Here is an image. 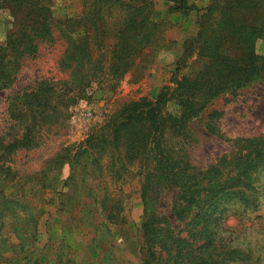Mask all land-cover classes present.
<instances>
[{
  "label": "trees",
  "instance_id": "obj_1",
  "mask_svg": "<svg viewBox=\"0 0 264 264\" xmlns=\"http://www.w3.org/2000/svg\"><path fill=\"white\" fill-rule=\"evenodd\" d=\"M50 1L34 2L38 11L47 14L40 26L22 30V33L26 30L27 43L18 44L0 56V90L12 85L23 60L37 51L34 38L51 39ZM151 1L82 0L80 14L63 22L54 21L67 43L60 66L72 69L65 79L40 80L32 90L14 98L20 114L30 123L24 144L33 142L36 128L65 121L69 106L92 85L113 88L124 74L105 72L116 73L114 65L129 57L128 53L138 57L146 51L155 53L166 45L164 32L170 24L152 18ZM164 2L167 15H193L191 32L176 41L180 48L177 67L183 58L195 54L208 60V72L176 77L173 88L163 86L155 96L124 102L111 113L102 129L93 131L74 152L67 151V161L71 171L78 166L84 169L85 179L108 177L119 182L125 179L130 166L136 164L137 174L143 177L142 198L148 189L154 191L158 187L155 182L175 191L169 214L152 209L143 216L138 229L143 237L141 264H261L259 258L253 260L250 252L233 246L214 230L223 225L231 229L226 222L229 216L247 215V210L255 214L253 218H264V210L256 214L257 181L264 171V135L228 139L230 151L203 170L189 164L186 150L187 139L191 137L190 120L214 98L236 94L264 77L257 74L260 57L256 52V44L264 33V0H209L202 7L187 0ZM6 3L17 5L19 10L23 8V0ZM80 24L86 34L77 32ZM94 50L101 57L95 56ZM6 57L7 64H2V58ZM84 60L97 74H80ZM169 100L178 105L177 114L164 110ZM216 114L211 113L210 118ZM208 125L212 127L211 122ZM104 158L107 162L101 163ZM123 210L121 196L113 204L104 203V222L98 226L107 230L108 224L121 225Z\"/></svg>",
  "mask_w": 264,
  "mask_h": 264
},
{
  "label": "rangeland",
  "instance_id": "obj_2",
  "mask_svg": "<svg viewBox=\"0 0 264 264\" xmlns=\"http://www.w3.org/2000/svg\"><path fill=\"white\" fill-rule=\"evenodd\" d=\"M35 1L23 0L19 10L17 5L0 0V56L18 44L25 45L26 30L45 20L47 12L38 11ZM187 1L202 7L209 0ZM151 2L152 18L170 24L164 32L166 45L138 57L128 53L129 57L114 65L116 73L105 72L124 74L113 88L92 85L69 106L65 121L36 128L33 142L24 144L30 123L20 114L14 98L32 90L40 80L57 81L68 76L72 67L64 70L60 66L67 43L54 21L74 18L83 9L82 0L50 1L51 39L35 37L37 51L23 60L12 85L0 90V264H141L143 237L138 229L143 216L152 209L169 214L175 191L155 182L158 187L154 191L148 189L142 198L143 177L137 174L136 164L130 166L122 182L96 176L85 179L87 174L81 167L71 171L67 151L74 152L93 131L102 129L111 113L124 102L155 96L163 86L173 88L176 77L206 72L208 60L195 54L183 58L177 67L180 48L176 41L191 32L193 15H167L164 0ZM81 25L77 32L86 34ZM99 47H103V42ZM256 52L260 57L257 74H264V33L256 44ZM94 54L101 57L98 50ZM105 57L107 53L102 59ZM7 58H2V64H7ZM83 66L80 74H97L87 60ZM164 110L177 114L179 107L169 100ZM213 112L217 114L210 118ZM208 122L213 129L207 126ZM188 126L191 139H187L186 154L189 164L197 170L228 153L231 139L264 135V77L236 94L214 98ZM106 162V158L101 161ZM140 170L143 173V168ZM257 184L256 214L264 210V171ZM118 196L123 200L124 222L108 224V229L103 230L98 226L104 222L102 206L113 204ZM246 213L229 216L226 222L231 229L223 225L222 230L214 231L264 264V218H253L255 214L250 210Z\"/></svg>",
  "mask_w": 264,
  "mask_h": 264
}]
</instances>
